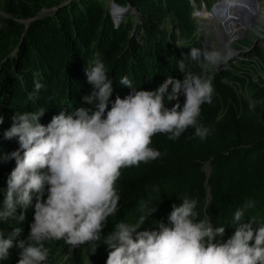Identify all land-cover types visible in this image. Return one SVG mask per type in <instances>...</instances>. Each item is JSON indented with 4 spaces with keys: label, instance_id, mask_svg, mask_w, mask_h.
<instances>
[{
    "label": "trees",
    "instance_id": "trees-1",
    "mask_svg": "<svg viewBox=\"0 0 264 264\" xmlns=\"http://www.w3.org/2000/svg\"><path fill=\"white\" fill-rule=\"evenodd\" d=\"M111 1L127 7L115 16ZM193 1L206 7L205 0ZM192 11L191 0H0V113L5 117L0 147L5 152L18 147L15 139L3 138L15 112L48 108L41 117L47 124L61 107L81 106V96L91 88L84 69L97 52L113 80L112 100L131 91L119 85L124 75L146 90L168 75L182 79L178 59L189 48L203 46ZM250 54L264 65L262 48ZM237 62L220 72H202L195 61L189 62L190 70L212 77V103L201 105L198 118L210 132L204 139L192 127L176 140L154 135L150 146L161 155L121 169L116 182L120 210L109 218L102 236L118 221L134 222L151 201L156 210L141 227L151 229L155 220L167 223L172 204L185 195L198 199L199 218L207 215L214 225L230 223L246 200L255 202L246 215L264 221V77L253 80L254 68ZM34 79L45 87L30 100ZM14 164L13 159L0 162V188ZM31 218L29 208L23 223L9 219L0 222V230L7 235L18 226L26 235ZM233 231L226 225L221 240ZM45 246L47 264H105L109 251L102 240L94 252L91 244L72 248L64 240L46 241ZM17 252L11 249L0 264H16Z\"/></svg>",
    "mask_w": 264,
    "mask_h": 264
},
{
    "label": "clouds",
    "instance_id": "clouds-1",
    "mask_svg": "<svg viewBox=\"0 0 264 264\" xmlns=\"http://www.w3.org/2000/svg\"><path fill=\"white\" fill-rule=\"evenodd\" d=\"M223 1L215 0L205 9L191 0L192 16L201 21L198 17L209 11L219 21L225 13L211 8ZM246 1L249 4L250 0ZM126 7L114 8V15ZM251 8L246 4L232 11L231 21L240 20L254 29L259 6L249 24L233 18L236 12L249 13ZM199 25H204L197 21V37L201 39ZM222 25L229 34V27ZM202 34L208 36L204 30ZM201 42L202 49L191 47L178 59L182 79L168 75L155 88L146 90L137 89L133 80L124 75L119 85L131 91L123 98L117 95L114 100L113 80L97 52L84 69L91 88L81 96V106L61 107L47 124L41 123L48 109L45 107L12 115L3 138L15 139L18 147L10 152L0 147V162L15 161L5 187L0 188V222L12 219L23 223L29 208L32 218L26 235H22L24 229L18 226L7 235L0 230V261L9 257L11 249H18L16 264H47L46 241L64 240L72 248L91 244L94 252L102 240L109 249L105 264H264V221L246 215L247 209L255 206L253 200L238 207L230 223L214 225L207 215L199 218L198 199L185 195L178 198L179 203L172 204L167 223L154 219L155 227L142 228L156 210L151 201V207L145 204L147 210L134 222L118 221L112 231L102 236L109 218L120 210L116 182L121 169L161 155L150 146L154 135L165 133L176 140L189 127L194 128V135L200 139L209 134L210 128L198 118L201 105L212 103V77L190 70L189 62L195 61L203 72L219 65L227 56L205 47L202 39ZM251 51L238 60L247 61L254 68L251 77L257 80V75L264 77V65ZM43 87L39 79H34L29 99L38 98ZM169 102H173L171 106ZM4 119L0 113V124ZM226 225L234 231L221 240Z\"/></svg>",
    "mask_w": 264,
    "mask_h": 264
},
{
    "label": "rangeland",
    "instance_id": "rangeland-1",
    "mask_svg": "<svg viewBox=\"0 0 264 264\" xmlns=\"http://www.w3.org/2000/svg\"><path fill=\"white\" fill-rule=\"evenodd\" d=\"M205 1H206L205 9L210 8L213 0H205ZM257 1L259 6V10H258L259 17L254 24L260 25V27L262 28L260 32H256L257 30L255 28L251 29L250 27H246L245 24H243L245 26L244 28H241L237 25L236 29L231 30L232 28L229 27V34H227L226 31L223 29V25L218 20L206 21L203 19L204 21H202V17H198L199 19H201V21L196 19L199 22V24L200 22H202V24L204 25V26L199 25L200 27L198 28L200 30L199 36L201 37L202 41L205 42L206 45L205 47H208L209 49L218 50L223 55L227 56V59L222 61L219 65L210 66L208 69L216 72L222 71V69L227 67L230 63L238 64L237 62L238 59L239 58L243 59L244 56L248 55V52L253 50L255 47H260L264 49V0H257ZM201 16H203V12ZM207 23L210 24L211 26L206 25ZM246 28L249 29L247 30ZM203 30L206 31V33L208 34L207 37L203 36L202 34ZM238 31H240V35H234V33L236 34L238 33Z\"/></svg>",
    "mask_w": 264,
    "mask_h": 264
},
{
    "label": "bare ground",
    "instance_id": "bare-ground-1",
    "mask_svg": "<svg viewBox=\"0 0 264 264\" xmlns=\"http://www.w3.org/2000/svg\"><path fill=\"white\" fill-rule=\"evenodd\" d=\"M251 5L252 7L254 6H257V0H250L249 1V4L247 3L246 0H227L225 2H222L220 4H217L215 5V9L214 11H218L221 10V12L225 13V17L224 18H221V20H219V22L222 24L225 25L226 28L228 27H231L232 29L231 30H234L236 29L237 25L241 28H244L245 26L241 23H240V20H237V21H231L230 19V14L232 13V11H235L237 9H239V7L243 6V5ZM258 7V6H257ZM218 8V9H217ZM238 11V10H237ZM249 12H254V8L252 10H249ZM218 14V12L216 13ZM259 14V13H258ZM213 15V12L210 13L209 11H204L203 12V16L202 19L206 20V21H210V20H214V17L212 16ZM259 17V16H258ZM238 22V23H236ZM202 26V25H201ZM255 29L257 30V32H260L261 31V27L259 25H254ZM221 27V26H220ZM238 27V28H239ZM231 34V33H230ZM243 34V33H242ZM234 35H240V31H238V33H234ZM229 37V36H228ZM231 40V39H230ZM230 45V44H229ZM229 47V46H228ZM227 50V49H226ZM235 51V50H234ZM233 51V52H234ZM208 168V167H207Z\"/></svg>",
    "mask_w": 264,
    "mask_h": 264
},
{
    "label": "water",
    "instance_id": "water-1",
    "mask_svg": "<svg viewBox=\"0 0 264 264\" xmlns=\"http://www.w3.org/2000/svg\"><path fill=\"white\" fill-rule=\"evenodd\" d=\"M225 1H227V0H224L223 2H225ZM112 5L116 9H119V7H120V5H118L114 2H112ZM253 8H254V12H249V13H246V11H244V10H240V12H238V13L236 12L234 14L233 18L245 20V21H247V24H249L254 20V18L256 16L257 6L252 7V10H253ZM211 10L214 11V8L212 7Z\"/></svg>",
    "mask_w": 264,
    "mask_h": 264
}]
</instances>
